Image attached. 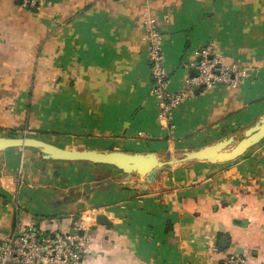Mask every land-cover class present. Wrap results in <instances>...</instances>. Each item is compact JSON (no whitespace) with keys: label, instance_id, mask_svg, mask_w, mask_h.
<instances>
[{"label":"crops","instance_id":"0c3cea01","mask_svg":"<svg viewBox=\"0 0 264 264\" xmlns=\"http://www.w3.org/2000/svg\"><path fill=\"white\" fill-rule=\"evenodd\" d=\"M148 12L169 89L188 92L169 128L153 93ZM208 43L247 69L242 84L186 82ZM263 114L264 0H0V136L171 159L240 139ZM86 214L83 264H222L232 250L264 264V139L231 161L165 167L152 182L31 147L0 152V238L30 224L70 231Z\"/></svg>","mask_w":264,"mask_h":264},{"label":"built area","instance_id":"2783aa9c","mask_svg":"<svg viewBox=\"0 0 264 264\" xmlns=\"http://www.w3.org/2000/svg\"><path fill=\"white\" fill-rule=\"evenodd\" d=\"M25 8L38 7L41 0H19ZM145 39L148 41V60L151 65L153 93L160 99V119L166 128L172 125L174 110L187 98V90L171 91L169 75L165 67L163 34L154 15L148 12L143 19ZM198 74L187 77L186 82L198 87L224 85L236 88L247 76V69L237 63H226L217 52L214 43H208L199 51V61L192 63ZM90 215H83L74 223L75 233L69 231H47L33 224L22 227L12 234L0 238V264H83L89 242ZM84 234H79V230ZM216 249V247H215ZM248 258L228 251L222 264H249Z\"/></svg>","mask_w":264,"mask_h":264},{"label":"water","instance_id":"95a60500","mask_svg":"<svg viewBox=\"0 0 264 264\" xmlns=\"http://www.w3.org/2000/svg\"><path fill=\"white\" fill-rule=\"evenodd\" d=\"M263 139L264 114L244 131V135L240 139L230 135L199 149L185 151L178 157L171 159H163L155 152L101 151L63 147L30 135L0 136V152L14 147H31L36 149L42 158L46 160L85 161L94 164L112 165L129 175H139L147 182H152L159 171L165 167L169 168L171 165L191 160L231 161L242 156L248 149ZM97 222L106 223L107 219L101 214L98 215ZM69 232L74 234L75 229L73 228ZM78 233L84 234V231L81 229Z\"/></svg>","mask_w":264,"mask_h":264},{"label":"rangeland","instance_id":"374dc122","mask_svg":"<svg viewBox=\"0 0 264 264\" xmlns=\"http://www.w3.org/2000/svg\"><path fill=\"white\" fill-rule=\"evenodd\" d=\"M25 135V134H24ZM28 135V134H27ZM7 136H22V135H19L18 133L17 134H13V135H7ZM241 136H243L242 134H241ZM182 154V152H180L178 155H176V157H178L179 155H181Z\"/></svg>","mask_w":264,"mask_h":264}]
</instances>
